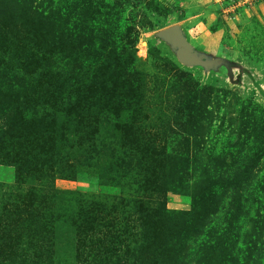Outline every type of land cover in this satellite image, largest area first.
Returning <instances> with one entry per match:
<instances>
[{
  "label": "rangeland",
  "instance_id": "374dc122",
  "mask_svg": "<svg viewBox=\"0 0 264 264\" xmlns=\"http://www.w3.org/2000/svg\"><path fill=\"white\" fill-rule=\"evenodd\" d=\"M139 1L0 0V264H264V0Z\"/></svg>",
  "mask_w": 264,
  "mask_h": 264
},
{
  "label": "water",
  "instance_id": "95a60500",
  "mask_svg": "<svg viewBox=\"0 0 264 264\" xmlns=\"http://www.w3.org/2000/svg\"><path fill=\"white\" fill-rule=\"evenodd\" d=\"M159 36L175 50L178 61L184 65L209 68L221 64L230 68V64L227 61L220 59L206 60L201 56H197L177 26L172 25L162 29Z\"/></svg>",
  "mask_w": 264,
  "mask_h": 264
},
{
  "label": "trees",
  "instance_id": "16d2710c",
  "mask_svg": "<svg viewBox=\"0 0 264 264\" xmlns=\"http://www.w3.org/2000/svg\"><path fill=\"white\" fill-rule=\"evenodd\" d=\"M140 2H141V6L143 5V7L139 8V10L141 11L142 16L143 17H149V15L146 12L148 10V7L150 6V3H149L150 1L149 2L145 1L143 4H142V0L139 1V3ZM135 7H138V6L135 5ZM49 35H50V33L48 32V36ZM48 36H46V37H48ZM100 39H102V38H100ZM131 45H135V42H132L131 41ZM98 50L101 51V49L99 48V46H98ZM93 56H95V54ZM133 110H140V108L137 105H134V109Z\"/></svg>",
  "mask_w": 264,
  "mask_h": 264
}]
</instances>
